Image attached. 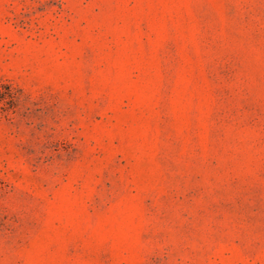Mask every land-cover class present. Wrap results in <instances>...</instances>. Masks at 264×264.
<instances>
[{
  "label": "rangeland",
  "instance_id": "1",
  "mask_svg": "<svg viewBox=\"0 0 264 264\" xmlns=\"http://www.w3.org/2000/svg\"><path fill=\"white\" fill-rule=\"evenodd\" d=\"M0 264H264V0H0Z\"/></svg>",
  "mask_w": 264,
  "mask_h": 264
}]
</instances>
